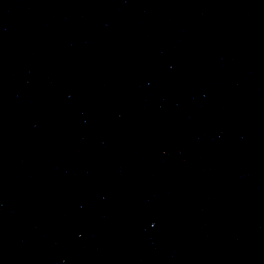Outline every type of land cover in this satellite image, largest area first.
Listing matches in <instances>:
<instances>
[{
    "label": "water",
    "instance_id": "1",
    "mask_svg": "<svg viewBox=\"0 0 264 264\" xmlns=\"http://www.w3.org/2000/svg\"><path fill=\"white\" fill-rule=\"evenodd\" d=\"M264 119V0H0V264H222Z\"/></svg>",
    "mask_w": 264,
    "mask_h": 264
}]
</instances>
